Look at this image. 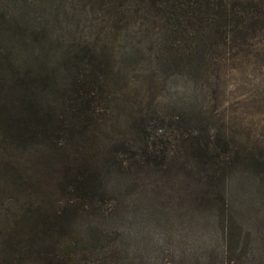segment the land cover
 Returning <instances> with one entry per match:
<instances>
[{
  "label": "trees",
  "instance_id": "16d2710c",
  "mask_svg": "<svg viewBox=\"0 0 264 264\" xmlns=\"http://www.w3.org/2000/svg\"><path fill=\"white\" fill-rule=\"evenodd\" d=\"M105 1L118 12L142 18L137 29L144 36H137V30L132 34L128 20H108L118 53L142 49L147 64H155L158 76L166 79L184 72L182 65L192 56L204 60L207 47L211 55L244 19L264 17V0ZM72 2L75 10L81 7L79 0ZM69 16L63 0H0V134L5 154L8 150L15 159L0 162V188L14 201L21 195L31 198L14 208L22 220L31 219L26 243L15 232L24 221L6 222L0 205V238L7 235L0 264H155L129 261L122 254L127 249L106 245L102 232L119 225L111 222L124 223L130 183L140 180L142 171L157 168L161 152L141 140L137 124L134 135L121 126L116 107L123 72L115 70L98 40L71 39ZM150 23L159 29V43L152 41ZM189 37L195 40L193 48ZM103 99L112 103L106 112ZM192 137L191 152L199 150L206 158L217 151L212 141ZM165 161L180 167L164 155ZM220 175L207 176L199 187L211 192L216 228L226 243L222 258L204 262L195 254L173 264H264V257L246 263L229 257L244 248L246 235L232 204L233 181ZM57 194L62 198L53 201ZM64 229L80 232L86 247L80 250L78 241L64 239Z\"/></svg>",
  "mask_w": 264,
  "mask_h": 264
},
{
  "label": "rangeland",
  "instance_id": "374dc122",
  "mask_svg": "<svg viewBox=\"0 0 264 264\" xmlns=\"http://www.w3.org/2000/svg\"><path fill=\"white\" fill-rule=\"evenodd\" d=\"M63 2L70 7L71 39L77 43L88 38L98 40L110 63H116L115 70L123 72L124 79L117 85L123 93L116 107L121 126L134 135L137 124L141 140L161 152L159 166L142 171L140 180L130 183L124 198V223L106 226L104 243L114 247L120 244L127 249L122 254L134 263L173 264L183 258L190 260L195 254L204 262L220 260L226 243L216 228L213 204L208 200L211 192L201 189L199 183L207 176L220 178L224 174L233 181L229 189L232 204L246 235L244 248L229 257L241 263L264 257V17L244 19L226 41L212 48L211 55L207 47L204 60L198 54L192 56L191 61H184V72L166 79L164 74L158 76L155 64H147L142 49L121 55L112 42L115 33L108 28V20H128L132 34L137 30V36H144L137 29L140 16L134 14L136 18H132L130 12H118L105 0H79L77 10L72 0ZM72 8L75 13H71ZM152 26L149 34L159 43V29ZM194 41L187 38L192 48ZM111 105L110 100L103 99V112ZM195 134L217 146L213 156L205 158L199 150L191 152ZM4 142L0 134V162L4 157L14 161L8 150L5 154ZM164 155L180 167L169 166ZM13 164L18 177L17 164ZM61 198L57 194L52 200ZM30 199L21 195L14 201L0 188L2 216L6 222L15 218L24 221L15 229L24 243L29 237L25 235L31 232V219L22 220L14 208ZM249 231L252 234L248 236ZM62 237L78 241L80 250L86 247L80 232L64 229ZM6 239L5 233L0 238V252ZM30 249L25 256L30 255Z\"/></svg>",
  "mask_w": 264,
  "mask_h": 264
}]
</instances>
